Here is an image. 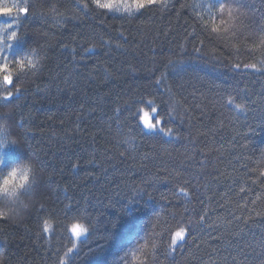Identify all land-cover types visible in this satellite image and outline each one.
Masks as SVG:
<instances>
[{
  "label": "trees",
  "instance_id": "1",
  "mask_svg": "<svg viewBox=\"0 0 264 264\" xmlns=\"http://www.w3.org/2000/svg\"><path fill=\"white\" fill-rule=\"evenodd\" d=\"M17 2L0 0V5ZM35 2L43 5L38 14L21 17L12 29L22 36L11 41L0 32V47L3 40L10 44L3 50L7 60L0 58V65H8L0 71V96L4 75L26 90L7 89L14 92L10 134L21 143L0 148V170L31 158L40 172L31 210L15 220H0V264H59V259L65 264H233L232 256L243 264H260L264 222L256 212H264V74L238 76L194 57L180 69L169 65L180 59L185 28L191 31L195 25L201 35H214L219 19L198 7L202 0H166L167 6L156 4L131 15L96 9L90 0L89 9L83 8L84 0ZM207 2L242 7L256 23L264 19V0ZM13 19L0 16V28ZM77 33L72 47H80L82 37H91L97 46L84 44L92 50L81 49L72 60L61 45ZM101 36L111 39V46H99ZM236 56L258 67L264 63L259 52ZM161 73L177 101L176 119L164 115L161 125L173 129L172 137L142 131L139 115H133L137 107L149 110L148 100L160 104L161 97L169 98L154 84ZM165 108L160 105L158 112L163 115ZM177 134L179 140L173 138ZM241 186L246 191L237 195ZM257 195L261 199L252 205ZM203 211L215 231L196 227ZM247 216L257 223H242ZM44 220L52 225L44 233L55 237L51 243L36 239ZM75 225L87 231L76 237ZM182 227L189 229L186 239L167 255L170 234ZM193 227L196 231H190Z\"/></svg>",
  "mask_w": 264,
  "mask_h": 264
},
{
  "label": "snow or ice",
  "instance_id": "2",
  "mask_svg": "<svg viewBox=\"0 0 264 264\" xmlns=\"http://www.w3.org/2000/svg\"><path fill=\"white\" fill-rule=\"evenodd\" d=\"M80 2L81 0H77V3ZM90 4L94 5L96 9L101 10L120 11L121 9H123L130 15L134 12H139L142 9H146L149 6H154L156 4H160L161 6H167L166 0H90ZM90 4L88 0H84L83 8L89 9ZM42 7L43 5L36 3L35 0H18L17 3L12 5H0V16H8L14 18L11 23L5 25L3 28H0V32L8 33L9 35L7 39L11 41L16 40L18 36L23 35V32L18 33L16 30H12L20 25V18L30 15H37L38 9ZM185 7H189V5L181 4V8ZM191 7L193 8V11H195L197 6L191 5ZM198 7L206 10L209 15H213L214 19L218 18L219 24L215 25L212 29V33L214 35H201L195 25L191 26V31H188L187 28H185V36L183 38V43L178 45V48L180 49L178 53L180 59L175 62L169 60V65L173 67V70H176L178 67L180 69L186 62H188L194 57L197 61H203L204 63H208L209 61L218 63L223 67L228 68L229 70H234L238 74V76H243L246 74V72L248 74H264V63H262L258 67L256 63L241 61L239 60L238 56H236V54L238 53L239 55L253 57L257 52H259L260 55L264 56V19H262L259 23H256L252 20L251 14L245 11L242 7L226 4H221L217 7L208 3L207 0H202ZM92 10L94 11V9ZM39 14L41 16L46 15L45 13ZM197 15L199 14L197 13ZM76 18L77 17L75 15L72 17V19ZM116 31L119 32L120 37H123V39L127 41L128 38L124 36V33L122 31H119L118 29ZM77 36H79V33H77V35L72 36L71 41L69 43L61 45L62 48L69 49V54L72 60H76L77 56L81 55V49L82 52H90L92 50L89 47L83 46L84 44L91 43L93 47L97 46L96 41L92 40L91 37H82L81 39L83 41V44H81L80 47H72L71 44L72 42L77 40ZM100 39L103 42L101 45H99L101 47L103 46V44H108L109 46H111V44L113 43L111 39L104 40L103 36H101ZM0 40H2V38H0ZM232 41H235L236 43H231ZM249 41H252V45H249ZM2 42L4 46L0 47V58H3L6 61L7 57L3 55V50L5 48L10 47V44L7 43L6 40H3ZM221 44L224 45L223 50L220 47ZM123 46L124 45L122 43H116L117 48H121ZM233 50H235V52ZM225 51L227 52V55H225ZM234 56H236L235 59ZM19 63L21 67L24 66L23 61H20ZM29 64H31L33 68L36 67V65L32 64L31 61H29ZM7 67L8 65L6 63L4 65H0V71H4ZM2 82L4 85L7 86V89L14 88L15 92L17 93L21 91H26L16 86V80L10 74L4 75ZM154 84L156 87L163 89L164 93L169 94V98L165 100L163 99V97H161L160 104H157L156 99L148 100L147 105L149 106V110H144V108L137 107L136 113H134L133 115H139L138 123L143 124L142 131L146 130L147 133L150 134H163L164 136L172 137L173 129L161 125L166 123L163 119L164 115L170 117L171 120L176 119V116H174L173 113L176 112V108L174 107V105L177 103V101L175 100L174 95L172 94V88L166 83V76L164 73H161V75L155 79ZM192 95L195 94L193 93ZM13 98L14 92L11 90H8L6 95L0 96V99L5 101L3 105H0V109L10 110V114L0 111V120L10 122L11 127L13 126L11 123V109L14 105L9 103V101H12ZM141 102H143V97H141ZM228 103H233V100L230 98L228 100ZM160 105L166 106L163 115L158 112V108L160 107ZM241 105L242 104H236L235 107L239 109ZM184 107L185 111H187V107ZM197 107H199V105H197ZM115 111L117 113H120L121 109L116 108ZM151 113H156V115L152 116L150 115ZM118 119L119 117H117V120ZM180 123H185L183 116L180 117ZM173 138L179 140L180 136L179 134H177ZM7 144L8 140L6 138V134L4 133V131L0 130V148L5 147V145ZM244 167L247 168V165H244ZM22 170L26 171V169ZM261 175L264 176V172H262ZM185 183L189 182L185 181ZM245 183H247V181H245ZM252 183L255 184L256 181H252ZM260 184L262 187H264V180H261ZM57 187L60 186L57 185ZM63 190L67 192L68 188L64 187ZM251 190V188L248 189V191ZM180 191L185 195L188 194V190L184 187H181ZM245 191V187L241 186L237 195H239L240 193H245ZM13 194L14 193H9V195ZM260 199L261 197L257 195L255 199L250 201V203L252 205H255ZM200 203L203 204L204 201L201 200ZM66 207L70 208L72 207V205L69 204L66 205ZM43 208L44 205L42 204L41 209ZM256 217H259L260 221L264 222V212L257 211ZM206 218L207 211H203V213L199 216L196 221V227L203 225L204 227L210 228L215 231V225L206 223ZM234 219L240 220L239 217H235ZM0 220H6L3 214H0ZM250 220L253 223H257V220L252 216L245 217L242 223L246 224ZM189 223H191V221H189ZM228 223L231 224L232 221H229ZM196 227H193L190 231H196ZM51 228V223L48 220H44L41 231H38L36 233L37 241L44 240V243H51L52 240L55 239V237L50 236L49 238H45L44 236V233H49ZM72 231L76 237H79L83 234V232L87 231V229L81 228L79 225H75ZM186 231H189V229L182 227L179 230L175 231L174 234H170V251L167 253V255H172V253H175L177 251V248L175 246L177 245L178 241H184L186 239ZM200 231H203V228H200ZM208 235L211 236V233H209ZM235 235L236 233H233V236ZM215 238L219 239V237ZM195 240L196 238L193 237V243H195ZM59 251L60 250L57 249L56 252L53 253V255H57ZM68 251H71V248H68L67 252ZM213 251H216V249L213 248ZM67 252H65L64 255H66ZM240 252L242 253L243 249H241ZM231 258L233 264H243L242 261L237 260L236 256H232ZM224 259L227 260V257H224ZM59 264H65V260L59 259ZM260 264H264V259L260 261Z\"/></svg>",
  "mask_w": 264,
  "mask_h": 264
},
{
  "label": "clouds",
  "instance_id": "3",
  "mask_svg": "<svg viewBox=\"0 0 264 264\" xmlns=\"http://www.w3.org/2000/svg\"><path fill=\"white\" fill-rule=\"evenodd\" d=\"M7 86L3 95L7 94ZM241 105L239 109L243 110ZM10 114L9 109L0 110ZM0 130L4 131L8 145L16 146L21 143L18 136L11 135L10 122L0 120ZM23 165V167H21ZM22 169H26L23 171ZM40 183L39 167L31 158L13 163L8 169L0 170V214L8 220L21 218L30 211L35 201L36 188ZM9 193H14L9 195Z\"/></svg>",
  "mask_w": 264,
  "mask_h": 264
},
{
  "label": "rangeland",
  "instance_id": "4",
  "mask_svg": "<svg viewBox=\"0 0 264 264\" xmlns=\"http://www.w3.org/2000/svg\"><path fill=\"white\" fill-rule=\"evenodd\" d=\"M156 113H151L152 116H155Z\"/></svg>",
  "mask_w": 264,
  "mask_h": 264
}]
</instances>
